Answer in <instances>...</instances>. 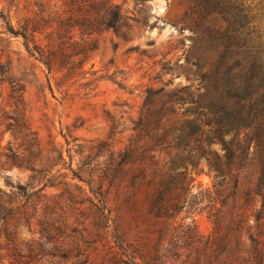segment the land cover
Returning a JSON list of instances; mask_svg holds the SVG:
<instances>
[{"label":"rangeland","instance_id":"rangeland-1","mask_svg":"<svg viewBox=\"0 0 264 264\" xmlns=\"http://www.w3.org/2000/svg\"><path fill=\"white\" fill-rule=\"evenodd\" d=\"M107 1L139 20L134 37L104 32L83 65L49 73L25 44L55 47L49 25L72 0H0V264H256V243L264 264V0ZM187 123L205 153L221 150L214 128L231 142L235 202L233 180L224 207L210 201L206 154L176 144ZM155 128L169 144L156 147ZM139 135L147 156L165 148L194 174L174 219L149 214L142 193L129 211L108 187L109 151Z\"/></svg>","mask_w":264,"mask_h":264},{"label":"trees","instance_id":"trees-1","mask_svg":"<svg viewBox=\"0 0 264 264\" xmlns=\"http://www.w3.org/2000/svg\"><path fill=\"white\" fill-rule=\"evenodd\" d=\"M83 8L90 11L93 15L87 23L80 20V16H77L79 15L77 13ZM65 12L68 13L66 17L60 14L57 19L52 20L55 21V27H53L52 22L49 25V33L56 34V38L51 39L55 47L51 46L50 41L43 47L34 44L30 48L29 41L28 44H25L27 53L42 62L49 73H51L55 65L59 66V68L68 67L69 71L70 66L66 65L68 63L73 64L74 60H77V63L81 62V65H83L84 57L88 51L92 52L96 49V42L104 32L110 31L115 37L123 41H129L134 37L136 29L140 25L139 20L135 17L124 15L117 4L107 0H72V2H69L68 9ZM35 31V28L31 29L32 33H35ZM77 34L79 35V41L76 40ZM82 35L89 39L90 44H92L91 47L84 48L85 41ZM24 38L27 40L26 36ZM177 101V99L170 98L167 101L169 108L175 105ZM152 106L153 102L150 101L146 111ZM209 106L208 104L205 107ZM149 119V116L144 114L143 123L136 129L138 133L144 131L147 122L148 125L150 124ZM190 124L187 123L180 128V134L175 138L177 146H181L185 150V147L189 146V142L193 140L194 149L201 154H206L205 161L213 179V189L209 194L210 201H213L214 204L219 201L221 206L224 207L226 202L222 197L230 190V183L233 180L231 195L233 202H235L241 183L239 178L237 176L233 177L232 174V171L236 169L234 168L235 152L232 149L231 142L225 143L220 137V129L214 128L212 129L214 135L212 138L218 141L221 150L220 152L205 153L197 136L198 127H191ZM205 125L209 126L210 124L206 122ZM214 125L217 124L215 123ZM185 128H188V131L184 132ZM155 130L156 133L151 140H155L156 147L165 143L169 144L166 141L168 133L161 128H155ZM208 140L210 141L209 138ZM140 141L141 136L131 140L124 148L117 151H109V163L106 168L107 172L104 175L107 178L108 187L109 189L116 188V190L120 186L123 187L124 196L122 201L129 211H136L139 201L138 196L142 193L148 198L147 212L149 214L156 218L174 219L186 206L187 194L191 192L196 181L194 174H188L186 167L181 171H174L168 162L162 159V153L165 152V148H153V154L147 156L148 148L145 147V144H141ZM247 155L249 156L250 154L247 153ZM246 184L248 185L245 191L250 194L252 184L251 182H246ZM100 203L104 205L105 202L100 200ZM232 207L235 208V205ZM235 216L242 215L236 212ZM235 216L232 221L234 225L236 223ZM111 236L116 246L122 248V244H119L115 232ZM181 238L182 236H180ZM217 249H220L219 245ZM223 249L225 248H221L220 251L222 252ZM253 251L256 264H262L257 243L253 246ZM132 259L134 260L135 258L132 257Z\"/></svg>","mask_w":264,"mask_h":264}]
</instances>
